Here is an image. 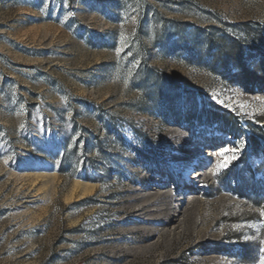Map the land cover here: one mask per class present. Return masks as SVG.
Here are the masks:
<instances>
[{
    "label": "rangeland",
    "instance_id": "1",
    "mask_svg": "<svg viewBox=\"0 0 264 264\" xmlns=\"http://www.w3.org/2000/svg\"><path fill=\"white\" fill-rule=\"evenodd\" d=\"M261 209L264 0H0V264H259Z\"/></svg>",
    "mask_w": 264,
    "mask_h": 264
},
{
    "label": "bare ground",
    "instance_id": "2",
    "mask_svg": "<svg viewBox=\"0 0 264 264\" xmlns=\"http://www.w3.org/2000/svg\"><path fill=\"white\" fill-rule=\"evenodd\" d=\"M214 152V151H213ZM210 155L214 157V153L210 152ZM208 166H205L204 168L194 170L189 173V179H193L192 181H199L204 176L206 177V174L208 172ZM93 190V185L88 182H81L80 180H75L74 185L68 194L67 198H71L75 193L78 194V196H84L85 194L91 192Z\"/></svg>",
    "mask_w": 264,
    "mask_h": 264
},
{
    "label": "snow or ice",
    "instance_id": "3",
    "mask_svg": "<svg viewBox=\"0 0 264 264\" xmlns=\"http://www.w3.org/2000/svg\"><path fill=\"white\" fill-rule=\"evenodd\" d=\"M229 151L232 152V155L227 156L226 159L223 160V162L218 163L217 165L218 168H225L228 166V164L231 163V161L237 159L236 153L239 151V149L237 148H233L231 150L225 149L223 152L220 153V155L225 156V154L228 153ZM260 215L261 217H264V209H261ZM261 243L264 244V241H261ZM261 251H264V249H261ZM259 264H264V256L260 258Z\"/></svg>",
    "mask_w": 264,
    "mask_h": 264
}]
</instances>
